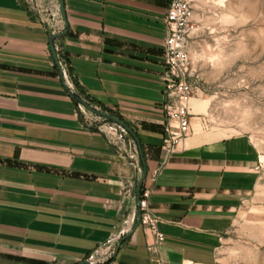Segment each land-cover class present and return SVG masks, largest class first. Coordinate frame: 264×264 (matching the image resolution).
Wrapping results in <instances>:
<instances>
[{
    "label": "crops",
    "instance_id": "0c3cea01",
    "mask_svg": "<svg viewBox=\"0 0 264 264\" xmlns=\"http://www.w3.org/2000/svg\"><path fill=\"white\" fill-rule=\"evenodd\" d=\"M64 1L66 20L61 13L54 34L29 0H0V264H79L117 241L101 264H213L257 187L259 151L247 136L194 132L154 181L167 139L170 0ZM72 94L129 125L138 163ZM145 170L141 191L150 190L165 236L153 250L155 237L137 226Z\"/></svg>",
    "mask_w": 264,
    "mask_h": 264
},
{
    "label": "rangeland",
    "instance_id": "374dc122",
    "mask_svg": "<svg viewBox=\"0 0 264 264\" xmlns=\"http://www.w3.org/2000/svg\"><path fill=\"white\" fill-rule=\"evenodd\" d=\"M193 11L196 119L188 137L243 135L259 151L257 187L243 200L213 264H264V0H193ZM193 100L209 105L194 113ZM80 107L106 131L119 125Z\"/></svg>",
    "mask_w": 264,
    "mask_h": 264
},
{
    "label": "built area",
    "instance_id": "2783aa9c",
    "mask_svg": "<svg viewBox=\"0 0 264 264\" xmlns=\"http://www.w3.org/2000/svg\"><path fill=\"white\" fill-rule=\"evenodd\" d=\"M29 2L33 6V11L39 15H46L53 21L52 30L54 34L60 32L61 28H59L57 24L55 25V23H57L56 21L61 18L59 0H29ZM45 4H48V6ZM193 15V0L169 1L164 17L166 26L164 43L166 61L163 77L165 86L164 110L167 117V139L162 147L163 154L161 160L152 174V179L154 181L157 180L158 176L161 174L162 169L170 160L171 155L176 152L178 146L188 137L193 129L192 118L194 115L191 112V100L196 90L192 81L194 76V62L191 54ZM56 51L58 53L57 48ZM58 57L63 75L66 77V65L59 54ZM109 128L108 131L105 130V133L109 137L111 144L118 151L122 152L124 151V145L127 146V143H129V150L125 155L129 157L132 165L138 163V149L127 130L121 125L117 127L110 126ZM131 188H133V185L125 187L127 195H133ZM149 198L150 190L145 189L141 191L138 208L140 212V225H142L144 229L150 231L155 237L154 244L149 247L150 250H153L158 243L164 240L165 236L159 230V220L149 206ZM117 244L118 241L107 245L106 250L98 252L86 261H88L89 264L104 263L112 257Z\"/></svg>",
    "mask_w": 264,
    "mask_h": 264
},
{
    "label": "water",
    "instance_id": "95a60500",
    "mask_svg": "<svg viewBox=\"0 0 264 264\" xmlns=\"http://www.w3.org/2000/svg\"><path fill=\"white\" fill-rule=\"evenodd\" d=\"M59 4H60V10H61V13H62V17L66 20L65 1L64 0H59ZM55 38H56L55 36H53L51 38L50 49H51V53H52L53 59H54L56 65L58 66V68L61 71L60 60H59L58 53L56 51L55 44H54V39ZM72 96L79 102L80 105H83L84 107H86L93 114L98 115L100 117H103L105 119L111 120V121L121 125L124 129H126L129 134H131V135H133L135 137V139H136V141H137V143L139 145L138 146V151H139L140 155L142 156V150L140 148L139 139L137 138L136 134L129 127V125L127 123L123 122L122 120H120L119 118H117L114 115H111L109 113H105V112L97 109L95 106L91 105L87 100H85V99H83V98H81V97H79L77 95L72 94ZM146 175H147V170H145L144 176H143L142 180H140V182L138 184V187H137V204L138 205L140 203V192H141V189H142L143 180L146 177ZM139 224H140V214H139L137 226H139ZM79 264H89V263H88V261L84 260V261H81Z\"/></svg>",
    "mask_w": 264,
    "mask_h": 264
},
{
    "label": "bare ground",
    "instance_id": "6f19581e",
    "mask_svg": "<svg viewBox=\"0 0 264 264\" xmlns=\"http://www.w3.org/2000/svg\"><path fill=\"white\" fill-rule=\"evenodd\" d=\"M191 105H192V101H191ZM208 105H209L208 100H193V106L195 112L204 111L205 109H207Z\"/></svg>",
    "mask_w": 264,
    "mask_h": 264
}]
</instances>
